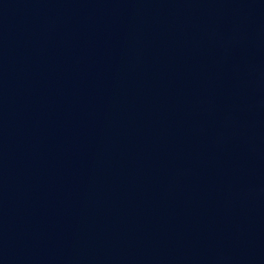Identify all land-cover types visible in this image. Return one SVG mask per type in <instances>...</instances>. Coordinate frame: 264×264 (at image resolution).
I'll return each instance as SVG.
<instances>
[{
    "label": "water",
    "instance_id": "obj_1",
    "mask_svg": "<svg viewBox=\"0 0 264 264\" xmlns=\"http://www.w3.org/2000/svg\"><path fill=\"white\" fill-rule=\"evenodd\" d=\"M0 264H264V10L0 0Z\"/></svg>",
    "mask_w": 264,
    "mask_h": 264
}]
</instances>
